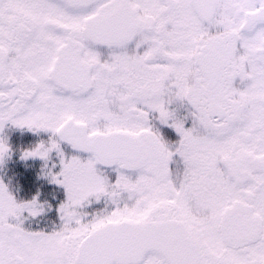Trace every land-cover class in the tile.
Here are the masks:
<instances>
[{"label": "snow or ice", "instance_id": "1", "mask_svg": "<svg viewBox=\"0 0 264 264\" xmlns=\"http://www.w3.org/2000/svg\"><path fill=\"white\" fill-rule=\"evenodd\" d=\"M0 264H264V0H0Z\"/></svg>", "mask_w": 264, "mask_h": 264}]
</instances>
